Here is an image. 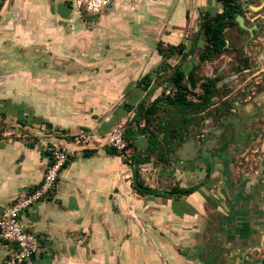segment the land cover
I'll use <instances>...</instances> for the list:
<instances>
[{
  "label": "crops",
  "instance_id": "1",
  "mask_svg": "<svg viewBox=\"0 0 264 264\" xmlns=\"http://www.w3.org/2000/svg\"><path fill=\"white\" fill-rule=\"evenodd\" d=\"M215 3L114 0L91 14L79 13L75 0H0V216L41 183L50 152L74 155L50 195L22 213L40 242L34 264H206V255L216 256L206 250L213 235L203 231L204 212L222 210L216 185L181 198L138 194L133 168L104 142L120 118L131 120L148 95L156 93L150 104L162 93L156 76L147 89L139 84L163 61L157 43L190 46L200 11ZM57 55L73 56L63 58L67 73L46 66ZM180 61L168 60L172 67ZM83 130L101 134L102 144L76 146L71 138ZM133 141L128 155L149 144L145 135ZM85 148L96 152L85 156ZM155 159L141 165L147 185L189 186L177 152L168 167ZM188 179L191 187L202 176ZM6 244L0 236V264L11 250ZM261 257L264 238L253 252L229 249L215 264H264Z\"/></svg>",
  "mask_w": 264,
  "mask_h": 264
},
{
  "label": "trees",
  "instance_id": "2",
  "mask_svg": "<svg viewBox=\"0 0 264 264\" xmlns=\"http://www.w3.org/2000/svg\"><path fill=\"white\" fill-rule=\"evenodd\" d=\"M215 2V7L212 5L200 11V27L190 46L185 41H181L177 45L165 44L162 41L157 43L156 49L163 61L158 69L146 74L139 84L147 89L157 73L172 68V73L165 77L167 79L165 88L150 104H147L146 101L140 102L133 118L127 120L123 132L126 147L123 150H118L110 145L105 146L109 154L122 157L123 161L133 168V188L138 194L181 198L189 196L203 185L198 184L187 188L175 186L165 191L152 188L141 176V165L152 162L153 157H156L155 162L161 165L170 164L175 158L177 144L184 140V131L191 134L195 124L200 127L212 113L211 109L215 104L221 78L220 76L205 77L197 72L202 64L216 59L229 49L231 44L228 34L236 27L243 30L238 22V16H245V10L240 0H215ZM200 38L203 39L204 44L198 54V63L193 64L187 70L182 63L195 56L196 44ZM177 55L181 57V61L172 67L168 60ZM244 61L248 68V59L246 58ZM133 107L134 105H128L127 110L130 111ZM214 113L221 116L224 109L218 106L214 109ZM3 117H6V113H3ZM142 123L144 124L142 125ZM138 135L148 137V147L142 152L136 150L133 154L128 155V151L134 147L133 139ZM94 152H96V148L83 150L85 156H90ZM49 155V165H51L54 162V153L50 152ZM73 157L74 155H69L59 174L73 160ZM211 171L212 168L209 169V172ZM58 180L59 176L57 182ZM41 184L42 181L34 190Z\"/></svg>",
  "mask_w": 264,
  "mask_h": 264
},
{
  "label": "flooded vegetation",
  "instance_id": "3",
  "mask_svg": "<svg viewBox=\"0 0 264 264\" xmlns=\"http://www.w3.org/2000/svg\"><path fill=\"white\" fill-rule=\"evenodd\" d=\"M263 96V91H252L230 100L225 97L227 112L212 125L200 127L196 135L191 134L177 148L187 187L189 177L202 176L198 184H215L222 203V210L213 215L204 212L208 222L203 231L213 235L209 249H205L215 253L213 264L229 249L246 247L253 252L264 238V147L247 149L257 125L264 124ZM191 140L196 144H190ZM213 217L215 223L210 224ZM205 259L210 264L208 255Z\"/></svg>",
  "mask_w": 264,
  "mask_h": 264
},
{
  "label": "rangeland",
  "instance_id": "4",
  "mask_svg": "<svg viewBox=\"0 0 264 264\" xmlns=\"http://www.w3.org/2000/svg\"><path fill=\"white\" fill-rule=\"evenodd\" d=\"M240 1L242 2L245 10L244 25L246 28L241 27L243 30H240L236 27L232 31H230V33L228 34V39L231 44L229 49L218 56L216 59L202 64L201 68L197 72L205 77L220 76L221 78V81L219 82V91L217 93V96L215 97V104L211 109L212 113L209 115V117H207V119L202 123L200 127L212 125L213 120H216L217 118L219 119L220 115L214 113V109L216 107L220 106L224 109V113L227 112V109L223 104L225 97L228 96L227 100H230V98L242 97L243 94L252 91L264 92V0ZM215 6L216 4L214 5V7ZM196 33L197 32H193L191 35L194 36L196 35ZM203 44L204 41L202 38H200L196 44L197 51L195 56L192 59H189V61L187 60L186 62L182 63L185 69L188 70L193 64L198 63V54L202 50ZM56 57L57 58H55V61L46 62V66L51 64L57 67L60 66L61 69H59L58 71L56 70V72L67 73L68 70L63 68L66 65L65 63H63V58L72 59L73 56L68 55L67 57H62L57 55ZM246 58L248 59L247 63H249L248 68L245 66L246 63L244 60ZM89 66L92 65L89 64ZM169 75V72H165L164 74H160V72L157 73L155 75L156 86L163 84V88H165L164 83L167 80L165 77ZM58 87L61 86H59L58 84ZM155 95L156 93L148 95L146 101L148 102ZM124 120H126L127 123L128 118H120L114 129L110 132L114 131L115 128L122 124ZM195 125L196 126L192 129L191 133L194 135H196L200 129L197 124ZM256 130L257 132L255 133V137L247 146V149H250L251 151L259 150L261 147H264V124L257 125ZM109 133L106 135L107 138ZM83 134L90 135V141H87L86 143H77L75 144L76 146L82 147L89 144L99 145L103 142V140H100L101 134H99L98 132L96 133V136H94L92 132L83 130L79 131V133H77L75 136H81ZM191 134L185 133L184 131V140L188 139ZM71 140L73 141V143L75 142V138ZM107 140L108 139H106L104 142L107 143ZM181 142H183V140L179 142V145ZM166 166L168 167V165ZM192 180L189 181V184H192ZM257 253L259 254V251ZM261 258L264 261V257Z\"/></svg>",
  "mask_w": 264,
  "mask_h": 264
},
{
  "label": "built area",
  "instance_id": "5",
  "mask_svg": "<svg viewBox=\"0 0 264 264\" xmlns=\"http://www.w3.org/2000/svg\"><path fill=\"white\" fill-rule=\"evenodd\" d=\"M114 0H75V6L79 13L88 12L91 14L102 13ZM126 120L108 135V145L123 150L126 141L123 137ZM75 144L90 141L91 136L83 134L75 136ZM71 152L66 149H59L54 152V162L49 165L42 184L37 189L19 198L7 206L0 216V236L11 247L6 264H34V259L39 250V238L30 231L22 222V213L36 202L46 197L56 186L59 171L68 160Z\"/></svg>",
  "mask_w": 264,
  "mask_h": 264
},
{
  "label": "water",
  "instance_id": "6",
  "mask_svg": "<svg viewBox=\"0 0 264 264\" xmlns=\"http://www.w3.org/2000/svg\"><path fill=\"white\" fill-rule=\"evenodd\" d=\"M238 22L240 23L242 28H246L245 25H244V17L243 16H241V15L238 16ZM190 144H192V145L194 144L195 145L196 143L194 142V140H191Z\"/></svg>",
  "mask_w": 264,
  "mask_h": 264
}]
</instances>
